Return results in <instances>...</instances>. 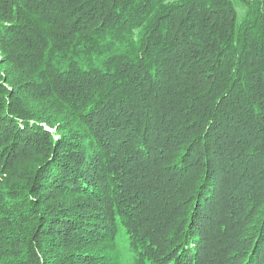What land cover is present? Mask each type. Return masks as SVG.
I'll list each match as a JSON object with an SVG mask.
<instances>
[{
	"label": "trees",
	"instance_id": "16d2710c",
	"mask_svg": "<svg viewBox=\"0 0 264 264\" xmlns=\"http://www.w3.org/2000/svg\"><path fill=\"white\" fill-rule=\"evenodd\" d=\"M122 235L264 264V0H0V264H123Z\"/></svg>",
	"mask_w": 264,
	"mask_h": 264
},
{
	"label": "rangeland",
	"instance_id": "374dc122",
	"mask_svg": "<svg viewBox=\"0 0 264 264\" xmlns=\"http://www.w3.org/2000/svg\"><path fill=\"white\" fill-rule=\"evenodd\" d=\"M241 10V9H240ZM241 15V14H240ZM50 131H53L51 129H49ZM125 237L122 235L119 239V244H120V247H121V252H122V255H123V264H129L130 260H131V255L129 254L128 252V248H126L125 246Z\"/></svg>",
	"mask_w": 264,
	"mask_h": 264
}]
</instances>
